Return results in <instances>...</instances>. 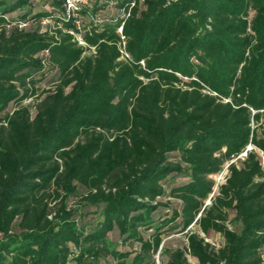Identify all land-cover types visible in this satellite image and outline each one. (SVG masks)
<instances>
[{
    "label": "trees",
    "instance_id": "trees-1",
    "mask_svg": "<svg viewBox=\"0 0 264 264\" xmlns=\"http://www.w3.org/2000/svg\"><path fill=\"white\" fill-rule=\"evenodd\" d=\"M34 1L0 0V264H152L164 228L192 225L222 247L190 232L166 264H187L186 253L264 264L256 152L204 206L227 162L248 145L264 152V0H89L85 47L62 0L31 14ZM133 1L121 60L119 11ZM168 178L179 181L166 189ZM73 197L98 209L93 224L68 208ZM160 198L179 203L163 220ZM114 231L138 252L119 250Z\"/></svg>",
    "mask_w": 264,
    "mask_h": 264
},
{
    "label": "rangeland",
    "instance_id": "rangeland-1",
    "mask_svg": "<svg viewBox=\"0 0 264 264\" xmlns=\"http://www.w3.org/2000/svg\"><path fill=\"white\" fill-rule=\"evenodd\" d=\"M50 3H51V0H35L33 3V6H32L31 14L48 12L50 10ZM16 15H17L16 13L13 15H9L8 18L14 19ZM51 24H53V23L50 20L49 21H43L39 26V28H40L39 30L43 32ZM24 26L26 28H30V27L36 28L37 25L28 23L27 25H22V27H24ZM45 84L46 83H43V81H42L38 84V86L43 88L45 86ZM36 100H37V98H33L30 100H27L24 103L25 106L29 107V110L32 114L34 113V107L36 105ZM11 108H12V106L9 107V110ZM262 124H263V129H264V115L262 117ZM173 156H175V155H173ZM178 181H179V179H177V178L176 179L168 178L167 181L164 183V187L166 189H169L173 184H175ZM79 191L81 193L84 192L82 189H79ZM215 194L213 195V197L215 196ZM211 195L204 202V206H206V205L209 206L211 204V202L213 200V197H211ZM157 202L160 204V206L156 210L155 214L157 215V217H160L161 220H163L165 218H169L171 216L172 212L174 210H178V208H179V203L175 200H172V199L160 198L159 200H157ZM79 205H80V202H79L78 198H75V197L70 198L67 202L68 208L75 210L77 215L84 214L83 220H85V221L89 220L90 224H93V222L96 220L95 217L99 212L98 209H95L93 207H88V206L80 208ZM51 206H53V204H50V207ZM232 218H233V213L229 212V218H228L227 226L231 230H238L237 225H233L229 222ZM167 228L168 227L163 229L164 235L162 236V242H161L160 248L158 249V251L156 253L151 254V257H150L151 261L150 262H152V264H166V262L168 261V255L166 252H172V251L177 250V249H179V250L187 249V246H188L187 235L190 232H197L199 234V236L201 238H203L204 241L206 243H208L215 250L221 248L223 245V240H222L220 235L215 234L213 232H209L208 234H203V233L199 232L197 227L194 225L190 226L184 232L179 231V229H176L173 231H168ZM151 233H152L151 231L146 233V234L143 233V237L146 239L148 237V235ZM109 238H110V240H112L117 245V248L119 250H123V251L129 250L133 253L138 252V249H139L138 244H136V243L122 244L116 231L112 232L109 235ZM261 257H262V260L264 262V251L261 252ZM186 260H187V264H198V262L192 256H190L188 253H186Z\"/></svg>",
    "mask_w": 264,
    "mask_h": 264
},
{
    "label": "built area",
    "instance_id": "built-area-1",
    "mask_svg": "<svg viewBox=\"0 0 264 264\" xmlns=\"http://www.w3.org/2000/svg\"><path fill=\"white\" fill-rule=\"evenodd\" d=\"M62 1H63V7H64L65 20L72 18L73 24H74V29L69 30L67 33L73 37L74 41H76L79 46L85 47L86 44L84 43L82 39V33L84 31H83L81 21L78 19V14L82 10L83 7L88 5L89 0H62ZM142 1L143 0H139V3H142ZM134 5H135V2L133 1L129 5H127L125 8H122L119 11V19L121 22L117 29V34L119 35L120 40H121V45H120V53H121L120 59L121 60H129V56L124 51L125 44H124V37L122 35V25L124 24V21L129 17L130 10L134 7ZM45 21H48V20H45ZM94 21L99 22L100 20H94ZM89 53H94V48H91ZM252 151L256 152L258 159H259V163L264 170V152L255 149L251 145H248L237 157L227 162L218 174L212 177L214 181V186H213V192L211 193L212 194L211 197L217 192L219 185H221L225 181L228 167L231 164H237L238 162L243 161L247 157L248 153Z\"/></svg>",
    "mask_w": 264,
    "mask_h": 264
}]
</instances>
